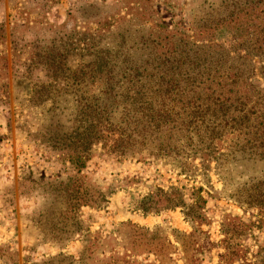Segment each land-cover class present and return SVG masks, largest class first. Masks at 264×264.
<instances>
[{
    "label": "rangeland",
    "instance_id": "374dc122",
    "mask_svg": "<svg viewBox=\"0 0 264 264\" xmlns=\"http://www.w3.org/2000/svg\"><path fill=\"white\" fill-rule=\"evenodd\" d=\"M236 1L241 0L1 1L0 252L5 254L0 264H106L110 248L119 253L132 243L135 228L126 222L149 230L159 227L172 241L177 237L172 264H183L180 243L192 228L182 208L152 210L160 189L170 186L184 194L187 204L201 187L211 221L201 230L208 231L213 242L223 238L220 223L226 215L249 217L251 211L243 212L237 199H250L257 182L264 180V158L232 159L227 147L236 144L255 151L259 144L252 135L247 143L236 132L234 143L221 141L220 164L193 156L195 149L202 150L203 157L214 146H199L193 134L189 139L170 125L151 131L150 147L159 152L153 162H137L133 156L116 161L95 148L82 169L85 177L78 193L88 199L95 183L106 194L98 205H75L77 182L66 161L74 147H88L94 125L105 132L111 115L122 117L123 101L133 99L135 89L145 90L144 99H165L167 94L154 90L160 82L156 72L162 68L156 60L164 56L160 47L164 38L168 43L167 35L172 40L181 37L168 34L175 21L211 25ZM16 7L24 8L28 19L20 20L26 26L13 46ZM38 7L49 12L42 17ZM156 12L167 30L155 26L160 23ZM187 26L172 31L191 32ZM220 31L214 30L212 37L207 33L228 47L231 35ZM257 66L261 68L254 82L264 93V62ZM183 111L174 109L180 116ZM178 135L184 138L176 145L177 155L162 156L165 141ZM219 252L212 249L201 264H216Z\"/></svg>",
    "mask_w": 264,
    "mask_h": 264
},
{
    "label": "trees",
    "instance_id": "16d2710c",
    "mask_svg": "<svg viewBox=\"0 0 264 264\" xmlns=\"http://www.w3.org/2000/svg\"><path fill=\"white\" fill-rule=\"evenodd\" d=\"M38 8L42 17L49 12L43 7ZM16 10L15 25L11 27L13 46L19 42L26 26L20 20L28 19L24 8L16 7ZM156 15L160 21L157 12ZM216 21L206 26L193 21L186 24L181 18L175 21L168 34L173 36L179 33L181 37L172 40L167 35L168 43H165L164 38L163 47H160L164 56L156 60L157 66L162 68L156 72L160 82L154 90L157 93L162 92V95L167 94L165 99H144L145 90L135 89L133 99L123 101L120 119L111 115L107 119L109 129L105 132H101L94 125L95 131L90 137L88 147L83 149L76 146L67 153L66 161L74 170L73 177L77 182L73 199L76 206L98 205L105 201L106 194L100 193L95 183H92L94 190L88 199L78 193L80 181L85 177L82 169L85 168L86 161L95 154V148L101 149V154L105 153L116 161H124L133 156L137 162H153L159 152H154L150 147L152 132L164 125L177 128L178 132L184 131L182 136L186 135L189 139L192 138L189 135L193 134L196 144H205L206 149L214 146V150L209 149L203 157L202 150L192 151L193 156H200L202 162L220 164L223 153L218 145L226 140L230 145L231 139L234 143L235 135L233 138L232 136L235 132L237 136L242 135L246 143L252 135L259 145L255 151L238 149L236 144L229 146L228 156L232 159L236 155L264 158V105H261L264 93L254 82L255 73L261 68L257 64L264 62V0L230 3L227 11L220 14V19L217 18ZM155 26L160 30H167L161 21ZM186 26L191 32L172 31L180 27L184 29ZM218 29L229 31L231 38L228 39V47L221 38L216 41L211 39L214 30ZM209 31L211 37L208 36ZM2 34L0 25V36ZM156 43L160 45V40ZM149 88L152 87H147L146 90ZM166 99L186 103L170 105L166 103ZM177 108L184 110L183 116L178 112L174 113ZM182 136L168 138L164 143L162 156L172 157L173 153L177 155L175 148L181 138H184ZM1 140L0 137V143ZM185 170L187 169L181 167V171ZM257 183L250 199H237L243 212L251 211L249 217L245 219L239 215H226L220 223V234L223 238L218 242L211 241L208 231L201 230L202 225L208 226L211 223L204 211L206 200L200 195L201 187L193 192L194 200L189 204L185 202L184 194L178 188L170 186L166 191L160 189L161 195L152 205L153 212L181 207L184 218L192 228L185 235L186 240L180 243L183 264H201L203 255L214 248L220 250L216 264H264V180ZM146 208L148 209L145 211H149L151 207ZM126 224L135 228L132 243L123 246V251L119 253L115 252V248H110L107 251L109 255L106 264L173 263V255L179 249L174 243H179L177 237L172 241L167 234H161L159 227L149 230L130 222ZM260 233L263 236L259 242L257 237ZM250 240H253L252 243ZM4 254L0 252V257ZM141 256L146 261L141 260ZM150 256L152 259H149Z\"/></svg>",
    "mask_w": 264,
    "mask_h": 264
},
{
    "label": "water",
    "instance_id": "95a60500",
    "mask_svg": "<svg viewBox=\"0 0 264 264\" xmlns=\"http://www.w3.org/2000/svg\"><path fill=\"white\" fill-rule=\"evenodd\" d=\"M17 83L21 85V82L20 81H17Z\"/></svg>",
    "mask_w": 264,
    "mask_h": 264
}]
</instances>
